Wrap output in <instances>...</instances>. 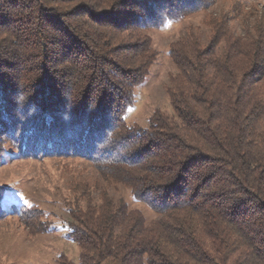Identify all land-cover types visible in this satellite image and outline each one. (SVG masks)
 Instances as JSON below:
<instances>
[{"label": "trees", "instance_id": "1", "mask_svg": "<svg viewBox=\"0 0 264 264\" xmlns=\"http://www.w3.org/2000/svg\"><path fill=\"white\" fill-rule=\"evenodd\" d=\"M212 3L0 0V170L78 158L103 182L64 205L79 252L57 264H264V22L242 37L208 15L205 44L188 29L168 52L172 115L125 122L155 60L145 33ZM15 193L0 178V220L53 231Z\"/></svg>", "mask_w": 264, "mask_h": 264}, {"label": "rangeland", "instance_id": "2", "mask_svg": "<svg viewBox=\"0 0 264 264\" xmlns=\"http://www.w3.org/2000/svg\"><path fill=\"white\" fill-rule=\"evenodd\" d=\"M223 14L233 33L244 37L258 20L264 22V0H213L205 12L145 33L155 52V60L144 82L134 90V103L127 111L126 124L144 128L154 111L172 115L166 93L170 76L175 73L168 55L171 44L188 29L196 31L205 44L210 33L204 24L207 16L217 18ZM0 178L2 183L15 188L19 203L37 206L53 225V231L37 233L32 225L15 217L0 220V264H57L60 254L77 262L78 248L65 236L64 225L70 217L64 205L72 204L74 194L84 189L86 183L99 181L98 186L103 183L91 162L69 157L15 161L0 170ZM110 194L126 201L131 209L141 211L147 219H154L146 206L130 199L125 188L112 187Z\"/></svg>", "mask_w": 264, "mask_h": 264}]
</instances>
